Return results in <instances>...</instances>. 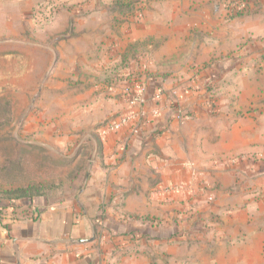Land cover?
Masks as SVG:
<instances>
[{"label": "crops", "instance_id": "obj_1", "mask_svg": "<svg viewBox=\"0 0 264 264\" xmlns=\"http://www.w3.org/2000/svg\"><path fill=\"white\" fill-rule=\"evenodd\" d=\"M61 1L78 5L90 20L98 16L97 0ZM235 1L138 0L142 14L123 5L120 37L106 31L111 39L101 49L119 55L124 70H146L140 76L146 103L139 133L96 128L99 140L91 141L86 171L66 198L0 200V264H129L144 260L142 251L133 250L137 243L163 241L181 228L193 232L207 216L216 219L227 260L264 264V159H240L242 152L264 153L260 123L247 122L252 112L233 116L231 126L220 124L217 151L210 152L202 137L210 114L198 105L204 95L192 91L218 84L244 56L264 51L258 49L264 44V0H241L255 9L251 17L226 12ZM86 29L96 35V22ZM198 69L206 72L192 76ZM169 70L184 76L167 81ZM180 81L185 87L179 95L187 99L182 106L173 102L191 116L181 124L168 94ZM84 144H76L78 158Z\"/></svg>", "mask_w": 264, "mask_h": 264}, {"label": "rangeland", "instance_id": "obj_2", "mask_svg": "<svg viewBox=\"0 0 264 264\" xmlns=\"http://www.w3.org/2000/svg\"><path fill=\"white\" fill-rule=\"evenodd\" d=\"M64 2L11 0L0 5V196L30 185L54 200L70 195L86 171L91 141L99 140L96 128L128 109L125 101L121 107L118 97L127 83L142 81L140 76L146 74L124 70L119 55L101 49L110 42L107 34L113 31L120 37L123 5L132 4L135 13L142 14L144 6L138 0H97L94 20L81 16L78 5ZM225 9L250 17L255 11L241 0ZM92 22L97 24L96 35L86 29ZM106 31L110 32L105 35ZM242 60L239 68L223 74V83L193 86L192 91L204 95L200 109L210 114L202 132L210 152L217 151L220 124L231 126L237 114L255 113L247 122H259L257 135L264 137V51H251ZM203 71L193 70L191 75ZM174 74L169 70L165 79L184 76ZM184 87L180 81L168 90L171 103L175 98L183 105L187 97L179 93ZM189 118L176 121L181 124ZM79 141L87 145L78 158ZM240 157L260 160L264 153L242 152ZM215 224V217L207 216L204 226L193 232L181 228L163 241L137 243L139 249L133 250L142 251L144 260L129 264H238L226 259ZM110 263L119 264L115 259Z\"/></svg>", "mask_w": 264, "mask_h": 264}, {"label": "built area", "instance_id": "obj_3", "mask_svg": "<svg viewBox=\"0 0 264 264\" xmlns=\"http://www.w3.org/2000/svg\"><path fill=\"white\" fill-rule=\"evenodd\" d=\"M162 92H160L161 95ZM122 100L125 101L128 109L117 115L115 118L109 119L105 125L101 127V132H111L117 131L121 128L128 127L130 129V133L132 135L139 133V123L145 117V111L143 109L144 104L146 103V98L144 95V85L141 81L136 80L133 84L127 83L124 91L121 96ZM173 106L175 105L172 102ZM134 105H138L140 107L137 113L131 111L129 108ZM174 110L175 119H179L182 116H185L184 112L178 107H172Z\"/></svg>", "mask_w": 264, "mask_h": 264}, {"label": "trees", "instance_id": "obj_4", "mask_svg": "<svg viewBox=\"0 0 264 264\" xmlns=\"http://www.w3.org/2000/svg\"><path fill=\"white\" fill-rule=\"evenodd\" d=\"M177 107L176 105H174ZM173 106V107H174ZM174 110H172V113ZM46 193L41 191L38 187L30 185L25 187H18L12 190H6L5 193L0 196V200H8V201H14V200H22L27 199L31 201L33 198H36L38 196H42ZM135 236L131 235V238L133 239Z\"/></svg>", "mask_w": 264, "mask_h": 264}]
</instances>
